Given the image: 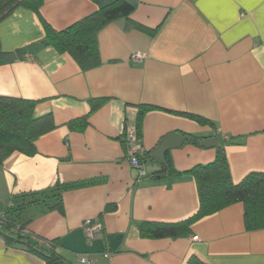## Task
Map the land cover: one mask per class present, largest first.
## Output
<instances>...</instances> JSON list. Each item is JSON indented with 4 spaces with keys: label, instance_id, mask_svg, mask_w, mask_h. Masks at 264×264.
Returning a JSON list of instances; mask_svg holds the SVG:
<instances>
[{
    "label": "crops",
    "instance_id": "crops-1",
    "mask_svg": "<svg viewBox=\"0 0 264 264\" xmlns=\"http://www.w3.org/2000/svg\"><path fill=\"white\" fill-rule=\"evenodd\" d=\"M38 1L39 12L18 6L0 21V95L36 100L35 114L50 113L56 127L36 140L35 154L15 151L0 163V212L21 207L25 237L54 241L67 264H264V228H247L243 202L181 237L139 230L143 221L179 222L199 210L187 171L212 162L217 150L187 142L189 134L225 145L235 183L264 171V0H127L134 12L100 30L102 63L86 71L44 42L41 16L64 30L115 0ZM136 52L143 58L133 59ZM12 53L17 58L6 60ZM141 105L154 107L141 124L145 174L131 165L124 138ZM88 114L83 131L69 127ZM175 131L185 142L166 158L180 173L156 178L165 165L150 154ZM54 187L66 189L62 206L51 209ZM42 191L49 201L23 196ZM87 219L102 224L91 242ZM0 264L45 260L0 231Z\"/></svg>",
    "mask_w": 264,
    "mask_h": 264
},
{
    "label": "trees",
    "instance_id": "trees-1",
    "mask_svg": "<svg viewBox=\"0 0 264 264\" xmlns=\"http://www.w3.org/2000/svg\"><path fill=\"white\" fill-rule=\"evenodd\" d=\"M18 6L32 7L39 12L38 0H0V21ZM134 10L135 6L129 1L115 0L64 30L53 28L41 16L45 27L44 42L61 52L69 53L82 70L92 69L102 63L98 41L100 30L115 20L129 18ZM37 103L32 99L0 95V163H3L15 151L29 155L35 154L37 152L36 140L56 127L50 113L41 116L35 114ZM97 103L98 101H93L91 111L98 107ZM153 108L150 105L140 106L136 124L139 134L145 114ZM183 115L202 124L210 123L208 119L200 115L192 113H183ZM88 118L89 114L70 121L68 125L70 128L83 131L88 125ZM203 138L194 134H189L186 137L187 142L197 145H202ZM216 150V158L212 162L198 164L187 171L197 183L200 199L197 213L184 221L173 223L143 221L139 224L142 237L177 238L188 235L194 222L236 202H243L245 205V221L249 230L264 228V171L250 172L240 182L235 183L232 179L225 145L219 144ZM166 161L167 165L164 164L165 167L162 170L154 173L156 178H160L167 172L180 173L172 167L169 157L166 158ZM79 185H85V183L71 186ZM64 189L66 187L53 188L52 197L55 201L49 204L51 209L62 206ZM47 193V191H42L23 196L35 197L40 194L49 201ZM20 208L11 206L9 210L5 211L8 218L0 231L6 241L8 243H23L30 251L41 256L45 260V264H67L65 259L56 252L54 241L50 240V245L46 242L30 241L24 234L13 231L16 225L25 226L26 224L20 223Z\"/></svg>",
    "mask_w": 264,
    "mask_h": 264
},
{
    "label": "built area",
    "instance_id": "built-area-1",
    "mask_svg": "<svg viewBox=\"0 0 264 264\" xmlns=\"http://www.w3.org/2000/svg\"><path fill=\"white\" fill-rule=\"evenodd\" d=\"M143 56L144 55L142 53L136 52L132 55V58L135 60H139L143 58ZM124 138L129 143L128 158L131 165L136 169H138L140 174H145L146 170L144 168L143 160L141 159V155H140V151L142 150L143 146L136 124H126L124 131ZM7 218L8 215L5 212H0V229L4 227ZM101 228H102V224L95 222L93 219H87L83 224V229L87 234V238L89 242L92 241L96 233L100 232ZM13 231L21 234H24L26 232L25 227L21 226L20 224L16 225L13 228ZM45 242L50 245V241H45ZM81 261L83 263H87L88 258L82 256Z\"/></svg>",
    "mask_w": 264,
    "mask_h": 264
},
{
    "label": "water",
    "instance_id": "water-1",
    "mask_svg": "<svg viewBox=\"0 0 264 264\" xmlns=\"http://www.w3.org/2000/svg\"><path fill=\"white\" fill-rule=\"evenodd\" d=\"M17 58L16 53H12L5 57L6 60H11ZM185 142V136L179 132H172L166 135L160 143L155 147V149L151 152V158H157L159 161L167 165L166 155L167 153L173 149L181 147ZM202 144L206 147H217L218 139L216 138H207L204 139Z\"/></svg>",
    "mask_w": 264,
    "mask_h": 264
}]
</instances>
